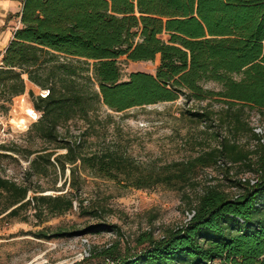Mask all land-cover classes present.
Segmentation results:
<instances>
[{
	"label": "trees",
	"instance_id": "1",
	"mask_svg": "<svg viewBox=\"0 0 264 264\" xmlns=\"http://www.w3.org/2000/svg\"><path fill=\"white\" fill-rule=\"evenodd\" d=\"M15 1L21 6L16 15L19 27L0 57V99L8 102L22 95L25 82L47 92L33 101L40 118L28 133L53 151L64 150L53 160L61 174L71 166L72 189L79 185L75 177L79 170L138 190L172 187L175 179L184 183L197 165L210 167L223 160L242 164L256 175L252 185L229 181L237 191L233 194L219 185L205 188L191 209V219L161 237L143 233L132 247L116 241L93 249L83 262L264 264V145L246 151L224 137L193 161L142 168L116 149L84 153L80 141L59 133L75 119L88 122L100 106L118 114L180 97L185 103L219 101L226 107L221 123L227 119L233 133L247 131L242 109L264 110V0ZM156 56L159 66L154 75L134 72L121 80L120 58L137 63L152 62ZM208 82L220 90L204 89ZM190 116L213 122L214 113L204 110ZM54 155L45 153L30 161L29 178L43 175L47 167L54 169L50 163ZM252 155H257L255 162ZM230 170L225 168L227 176ZM43 193L40 187L0 178L1 219L26 222L28 217L20 214L27 209L39 219L72 209L68 196ZM100 228L59 227L35 236L61 239L99 233Z\"/></svg>",
	"mask_w": 264,
	"mask_h": 264
},
{
	"label": "rangeland",
	"instance_id": "2",
	"mask_svg": "<svg viewBox=\"0 0 264 264\" xmlns=\"http://www.w3.org/2000/svg\"><path fill=\"white\" fill-rule=\"evenodd\" d=\"M17 19L15 15L9 21L18 26ZM117 64L121 80L125 81L134 72L154 75L159 66V56L152 62L137 63L120 58ZM23 78L26 79L25 76ZM203 88L214 92L220 90L212 82L203 84ZM43 94L45 92L38 87L25 82L22 95L8 102L0 99V178L32 189L40 187L44 191L42 195H66L73 200V207L61 216H43L41 221L33 217L34 212L30 209L20 214V217H28L26 222L1 219V216L0 264H85L83 260L90 257L93 249L107 248L116 241H120L122 246L132 247L143 233L159 238L167 230L182 226L191 219V209L207 187L219 185L224 192L233 194L237 191L230 187L229 181L256 180L255 173L244 165H233L223 160L210 167L197 165L186 175L184 183L175 179L172 187L157 185L142 190L124 188L121 183L79 170L75 174L79 185L72 189L71 166L67 165L61 174L53 160L55 156L64 154V150L53 151L33 133H28L31 125L40 118L33 101ZM204 110L214 113L213 122L190 116V113ZM225 112V105L219 101L185 103L182 97L172 103L132 108L118 114L100 106L88 122L75 119L59 133L62 138L80 141L84 153L116 149L142 168L193 161L216 148L224 137L246 151L254 150L252 131H264V110L243 108L241 119L248 130L237 133H233L227 119L221 123ZM45 148L47 150L43 152ZM52 152L55 155L50 163L55 168L47 167L43 175L29 178L30 161L38 155ZM256 159L257 155L251 156L252 162ZM227 167H231L228 176L225 174ZM95 225L101 226L99 233L50 240L35 236L42 230L50 234L59 227L80 231Z\"/></svg>",
	"mask_w": 264,
	"mask_h": 264
},
{
	"label": "crops",
	"instance_id": "3",
	"mask_svg": "<svg viewBox=\"0 0 264 264\" xmlns=\"http://www.w3.org/2000/svg\"><path fill=\"white\" fill-rule=\"evenodd\" d=\"M20 7L15 0H0V57L12 39L13 32L19 27L17 18L18 26L9 19L20 13Z\"/></svg>",
	"mask_w": 264,
	"mask_h": 264
},
{
	"label": "built area",
	"instance_id": "4",
	"mask_svg": "<svg viewBox=\"0 0 264 264\" xmlns=\"http://www.w3.org/2000/svg\"><path fill=\"white\" fill-rule=\"evenodd\" d=\"M42 92H45V94L41 95V97H45L47 92L46 91H42ZM253 132V135L255 137V147L257 145H264V131L261 132L260 130L258 129H255L252 131ZM242 182H245L244 179H242ZM250 184H254L255 183V180L254 181H249ZM82 242L86 245L87 244V241L86 240H82Z\"/></svg>",
	"mask_w": 264,
	"mask_h": 264
}]
</instances>
